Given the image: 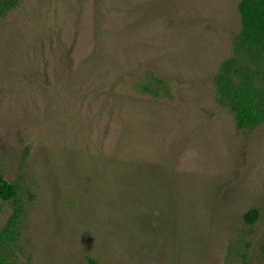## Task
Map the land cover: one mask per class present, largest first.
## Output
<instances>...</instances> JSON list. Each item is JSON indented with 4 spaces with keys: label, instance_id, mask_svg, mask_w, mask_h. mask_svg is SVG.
Listing matches in <instances>:
<instances>
[{
    "label": "rangeland",
    "instance_id": "1",
    "mask_svg": "<svg viewBox=\"0 0 264 264\" xmlns=\"http://www.w3.org/2000/svg\"><path fill=\"white\" fill-rule=\"evenodd\" d=\"M240 2L0 0L8 264H264V121L215 81L264 90Z\"/></svg>",
    "mask_w": 264,
    "mask_h": 264
},
{
    "label": "trees",
    "instance_id": "2",
    "mask_svg": "<svg viewBox=\"0 0 264 264\" xmlns=\"http://www.w3.org/2000/svg\"><path fill=\"white\" fill-rule=\"evenodd\" d=\"M7 7L8 5H2V8ZM239 12L242 23V41L250 48L258 50L264 48V0H241ZM215 81L220 95L227 101L239 127L253 129L263 123L264 90L256 84L246 64H242L235 58L226 60L222 63ZM18 191L17 184L6 180L0 174V197L2 199L15 200ZM257 216V211L251 210L246 220L253 223ZM12 226L13 221L0 233V264H8L5 249L14 239Z\"/></svg>",
    "mask_w": 264,
    "mask_h": 264
}]
</instances>
